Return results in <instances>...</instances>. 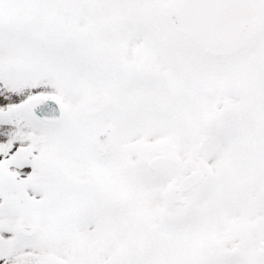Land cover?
<instances>
[{
    "label": "snow or ice",
    "instance_id": "snow-or-ice-1",
    "mask_svg": "<svg viewBox=\"0 0 264 264\" xmlns=\"http://www.w3.org/2000/svg\"><path fill=\"white\" fill-rule=\"evenodd\" d=\"M0 264H264V0H0Z\"/></svg>",
    "mask_w": 264,
    "mask_h": 264
}]
</instances>
